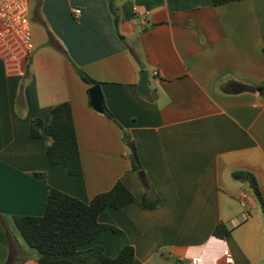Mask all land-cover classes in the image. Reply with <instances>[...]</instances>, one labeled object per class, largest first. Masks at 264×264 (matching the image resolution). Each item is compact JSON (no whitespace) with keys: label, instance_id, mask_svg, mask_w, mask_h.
<instances>
[{"label":"crops","instance_id":"crops-1","mask_svg":"<svg viewBox=\"0 0 264 264\" xmlns=\"http://www.w3.org/2000/svg\"><path fill=\"white\" fill-rule=\"evenodd\" d=\"M114 1L117 29L106 0H28L32 52L0 36V264H39L13 217L41 215L51 188L88 202L117 180L135 199L104 208L98 221L118 231L82 248L114 257L131 245L132 264H226V251L234 264H264V214L247 181L264 200V0ZM65 53L99 82L113 118L93 109ZM143 69L149 96L137 90ZM62 101L81 176L45 156L44 126ZM35 117L44 126L31 138ZM144 194L157 205L142 207ZM217 224L229 233L215 236Z\"/></svg>","mask_w":264,"mask_h":264},{"label":"trees","instance_id":"trees-1","mask_svg":"<svg viewBox=\"0 0 264 264\" xmlns=\"http://www.w3.org/2000/svg\"><path fill=\"white\" fill-rule=\"evenodd\" d=\"M211 1L217 5L238 0ZM106 3L113 17L114 27L117 29L120 20L118 8L114 0H106ZM65 56L71 64L75 65L68 54L65 53ZM135 58L139 62L138 57L135 56ZM76 71L88 85L99 84L81 68L76 67ZM21 85L19 92H21ZM257 89L263 92L264 86H258ZM103 106V113L113 118L104 101ZM43 126L40 118H32L29 137H40V129ZM44 134L48 137L45 146L48 163L62 166L69 175L81 176L83 169L79 145L71 105L68 101L58 102L52 107L51 118L44 126ZM124 138L126 142L131 141L128 135ZM130 159L133 171L142 170L135 149L131 152ZM33 175L42 180L45 179L44 173L35 172ZM247 175L249 172L245 170L232 173L236 179L245 180ZM252 190L264 214V200L258 185H255ZM134 199L131 191L121 180H117L110 189L95 194L88 202L51 188L41 215H14L13 219L23 240L37 251L36 260L39 264H132L134 248L131 245H124L114 257L106 255L100 245L88 248H82V246L106 229L118 231L114 226L98 221V214L104 208L120 209ZM157 203L158 200H150L145 194L140 199V205L144 208H153ZM0 219L4 223L2 214H0ZM228 233L229 230L222 224H217L213 230V234L217 237H223ZM179 263L189 264L182 260H179Z\"/></svg>","mask_w":264,"mask_h":264},{"label":"built area","instance_id":"built-area-1","mask_svg":"<svg viewBox=\"0 0 264 264\" xmlns=\"http://www.w3.org/2000/svg\"><path fill=\"white\" fill-rule=\"evenodd\" d=\"M0 20L3 35H10L27 55L33 50L28 0H0ZM226 264H234L229 251L224 253Z\"/></svg>","mask_w":264,"mask_h":264},{"label":"water","instance_id":"water-1","mask_svg":"<svg viewBox=\"0 0 264 264\" xmlns=\"http://www.w3.org/2000/svg\"><path fill=\"white\" fill-rule=\"evenodd\" d=\"M148 75L147 71L145 69L140 71V79L138 82V92L144 96H149V87H148ZM88 94L90 98V104L93 107L94 110L97 112L103 113L104 106H103V97L100 90L99 84L91 85L88 88ZM128 146L130 147L131 151H134V146L131 142L128 143ZM142 174V172H141ZM248 184L250 187H254L256 185V182L253 177H248L247 179Z\"/></svg>","mask_w":264,"mask_h":264},{"label":"rangeland","instance_id":"rangeland-1","mask_svg":"<svg viewBox=\"0 0 264 264\" xmlns=\"http://www.w3.org/2000/svg\"><path fill=\"white\" fill-rule=\"evenodd\" d=\"M168 264H176V263H171V262H169Z\"/></svg>","mask_w":264,"mask_h":264}]
</instances>
